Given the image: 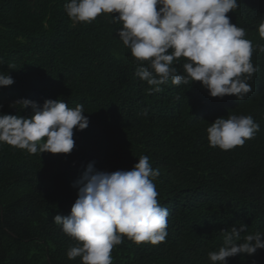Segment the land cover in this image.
I'll use <instances>...</instances> for the list:
<instances>
[{
  "label": "trees",
  "instance_id": "obj_1",
  "mask_svg": "<svg viewBox=\"0 0 264 264\" xmlns=\"http://www.w3.org/2000/svg\"><path fill=\"white\" fill-rule=\"evenodd\" d=\"M66 2L0 0V72L14 80L0 87V114H17L11 105L21 98L41 105L61 99L72 108L82 104L89 121L74 130L70 154L0 144V264H82L67 258L76 241L53 217L69 214L73 185L90 162L98 171L130 170L141 155L160 170L154 183L170 212L168 236L157 245L124 238L113 264H211L221 230L241 221L248 233L264 231V0H239L227 14L246 30L258 68L252 91L239 101L211 97L199 82H169L150 94L119 39L120 25L105 15L73 24ZM30 114V107L19 110ZM230 114L252 116L259 131L231 150L210 146L209 123ZM227 264H264V249Z\"/></svg>",
  "mask_w": 264,
  "mask_h": 264
},
{
  "label": "clouds",
  "instance_id": "obj_2",
  "mask_svg": "<svg viewBox=\"0 0 264 264\" xmlns=\"http://www.w3.org/2000/svg\"><path fill=\"white\" fill-rule=\"evenodd\" d=\"M238 8L239 0H67L64 4L73 24L91 23L105 15L120 25L119 39L137 62L135 75L150 86V94L162 92L161 86L169 82L177 86L199 82L211 97L234 96L237 101L252 91L249 81L258 71L246 30L227 15ZM13 83L10 75L0 72V87ZM11 107L18 109L17 114H0V144L29 154H70L74 130H84L89 123L82 104L72 108L61 99H46L41 105L21 98ZM28 107L29 116L19 115ZM142 114L147 116V110ZM257 131L259 124L252 116L236 114L216 118L206 129L209 145L221 150L243 146ZM93 163L73 185L78 191L69 214L53 217V223L76 241L67 258L80 257L82 264H113L112 251L124 238L137 244L164 242L170 212L157 198L154 181L160 170L152 167L149 157L141 155L130 170L113 172L98 171ZM221 232L222 246L208 253L211 264H227V258L264 249V231L248 233L241 221Z\"/></svg>",
  "mask_w": 264,
  "mask_h": 264
}]
</instances>
